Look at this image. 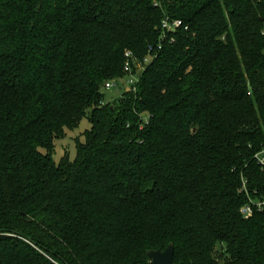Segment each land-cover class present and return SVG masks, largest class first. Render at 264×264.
Returning <instances> with one entry per match:
<instances>
[{"label":"trees","instance_id":"obj_1","mask_svg":"<svg viewBox=\"0 0 264 264\" xmlns=\"http://www.w3.org/2000/svg\"><path fill=\"white\" fill-rule=\"evenodd\" d=\"M154 1L0 0V264H264V0Z\"/></svg>","mask_w":264,"mask_h":264},{"label":"built area","instance_id":"obj_2","mask_svg":"<svg viewBox=\"0 0 264 264\" xmlns=\"http://www.w3.org/2000/svg\"><path fill=\"white\" fill-rule=\"evenodd\" d=\"M159 3L160 1L158 0L154 1L155 5H159ZM181 25H182L181 20L171 19L168 16H165L160 24L159 44L157 46V49H161V41L167 38V32H172L173 30L176 31V29L179 28ZM150 51L151 48H149V52ZM125 57L127 58L123 68L124 72L126 73L125 77L127 78L126 81L124 82L126 85L125 89L127 90L131 88L135 89L138 79L137 75L140 73L139 70L141 69L143 64H137V63L135 64V60H133L132 62L135 65V70H133L130 61L131 59H133L131 52L129 51L125 52ZM148 62H149V57L143 59L144 64ZM119 82H120L119 80L106 81L103 85V88L105 90H109L112 87L116 86L117 83ZM254 157L260 166H264V147L260 152L256 153ZM243 189L246 191L245 186H243ZM253 208L262 210L264 208V200L255 201L253 199H249L248 203L241 208V212L246 216H249L251 215Z\"/></svg>","mask_w":264,"mask_h":264},{"label":"rangeland","instance_id":"obj_3","mask_svg":"<svg viewBox=\"0 0 264 264\" xmlns=\"http://www.w3.org/2000/svg\"><path fill=\"white\" fill-rule=\"evenodd\" d=\"M126 77L120 79L119 83H117L116 86L112 87L109 90H105L102 88V91L106 93V98L109 101L114 100L115 98H118L122 95L126 85ZM89 113V110H87V114ZM90 127L87 119L83 117L77 127L73 130H65L64 138L58 140L55 142L54 152L52 154L53 160L57 163L60 158H62L65 154L69 156V158L72 160L75 156V139L81 138L82 133L87 130Z\"/></svg>","mask_w":264,"mask_h":264},{"label":"water","instance_id":"obj_4","mask_svg":"<svg viewBox=\"0 0 264 264\" xmlns=\"http://www.w3.org/2000/svg\"><path fill=\"white\" fill-rule=\"evenodd\" d=\"M174 31L175 30L172 32ZM139 76L140 73L137 75V77ZM146 254L149 259L148 264H180L174 262V247L172 243H170L164 250H148Z\"/></svg>","mask_w":264,"mask_h":264}]
</instances>
